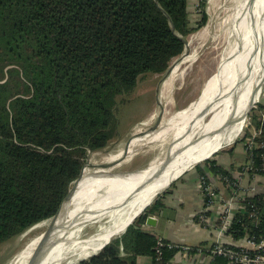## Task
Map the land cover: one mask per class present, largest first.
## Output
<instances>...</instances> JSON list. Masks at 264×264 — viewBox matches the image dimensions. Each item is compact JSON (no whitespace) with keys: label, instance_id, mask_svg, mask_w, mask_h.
I'll use <instances>...</instances> for the list:
<instances>
[{"label":"trees","instance_id":"obj_1","mask_svg":"<svg viewBox=\"0 0 264 264\" xmlns=\"http://www.w3.org/2000/svg\"><path fill=\"white\" fill-rule=\"evenodd\" d=\"M204 6L199 0L192 22L189 0H0V246L56 214L88 152L105 148L116 131L118 99L140 76L169 69L205 24ZM262 115V104L249 114L259 131L254 142L263 144L247 152L254 169L264 163ZM202 166L229 177L212 159L195 167L201 177ZM159 197L78 264H135L139 256L153 263L157 248L162 262H171L180 249L164 240L159 247V237L141 228L163 208ZM238 204L243 210L224 235L261 243L264 196ZM213 264L228 262L215 256Z\"/></svg>","mask_w":264,"mask_h":264},{"label":"bare ground","instance_id":"obj_2","mask_svg":"<svg viewBox=\"0 0 264 264\" xmlns=\"http://www.w3.org/2000/svg\"><path fill=\"white\" fill-rule=\"evenodd\" d=\"M233 3L238 9L232 20L238 45L231 52L223 70L214 75L198 99L185 109L176 112L164 126L160 125L157 130H149L148 133L141 128L138 129L127 149L128 155L130 148L132 153L159 139L168 133L170 123L175 119L176 123H172L171 127L175 129L173 146L178 153H171V158L158 175L157 167L161 165L158 163L160 160L151 167L141 169L139 173L129 174L126 178L108 176V173L112 172L111 169L90 168L92 164L108 163L120 158L125 148L120 149L118 154L105 155L98 163L89 161L90 165H86L83 169L71 197L63 204L55 218L54 247L50 250L44 232L40 233L25 246L19 264H61L59 241L61 240L59 246L63 251L62 255L71 252L74 244L71 240L62 242L61 236L64 230L66 231L63 239L70 238L73 232L80 229L88 220L93 221L92 218H100L108 212L113 216L121 215L131 203L135 202L136 205L130 211L128 218L116 222L121 224L117 226L119 229L101 233L93 243L92 251L82 253L80 256L93 253L94 249L97 250L96 247L99 249L112 234L123 229V225L133 218L155 192L166 186L188 166L209 157L224 142V144L228 143L234 133L241 130L249 105L258 100L260 82L264 76V0H235ZM195 58V55H191L188 60L193 61ZM208 108L219 110L220 114L215 112L208 123L198 124V130L208 134L205 139L197 145L188 144L190 132L187 127L194 118H200L205 114ZM150 118H153V115ZM129 198L138 200L131 201ZM84 242L88 243L90 240ZM88 247L89 245H84L83 248Z\"/></svg>","mask_w":264,"mask_h":264},{"label":"rangeland","instance_id":"obj_3","mask_svg":"<svg viewBox=\"0 0 264 264\" xmlns=\"http://www.w3.org/2000/svg\"><path fill=\"white\" fill-rule=\"evenodd\" d=\"M198 2L199 0H189V18L192 22L198 20L200 16ZM233 2H235V0H205V24L187 37V48L179 57L171 62L169 69L165 73L140 76L134 89L118 99L117 109L115 111V117L117 119L116 131L113 133L105 148L90 153L88 152L86 157L87 162L98 163L107 154H118L120 149L125 148L128 140L136 135L138 129L141 128L147 133L152 127H155V130H157L160 125L164 126L169 122L176 112L185 109L199 98L208 82L214 75L223 70L231 52L238 45V37L232 27V20L238 9L234 6ZM191 55H195V60H188ZM260 86L261 93L257 100L258 103L264 92V76L261 79ZM213 110L214 109L208 108V110H205V116L194 118L192 123L189 124L187 127L190 132V141L188 144L197 145L207 137L208 134H205V132L201 130L199 131L197 127L200 122L208 123L215 112L219 113V110ZM249 114L250 112L243 124L244 128L242 126L238 133H234L230 137V141L226 143L228 145L224 144V142L217 151L221 152L228 148L233 144L230 143L235 138L238 139L244 135L246 130L245 126L249 121ZM152 115L153 118H150ZM174 120L175 119L171 121L169 127L167 126L170 128V130L167 131L168 133L144 145L142 148H138L132 153L130 148V152L125 158L108 169H111L112 172H132L151 167L153 163H157L159 160L160 162L158 163H162L168 154H177L178 151L173 146L175 129L171 127L172 123H176ZM246 154L248 153L246 152ZM176 156L177 155H175V157ZM213 156L214 154L210 155L209 159ZM204 161L205 160H201L188 166L184 173L195 170V167L203 165ZM248 162L249 158L246 159L243 166H246ZM255 175L260 174L254 173V176ZM75 184L76 182L74 181L71 188L75 186ZM168 188L169 186L164 190ZM159 194H157L151 202H153ZM129 199L131 201L135 199L136 201L138 200L137 198ZM135 205V202L131 203V205L118 216H113L111 212H108L100 218H92L94 219L93 221L89 222L88 220L80 229L74 231L70 238L63 239L66 231L64 230L63 236H61L62 242L66 243L71 240L75 245L73 244L71 252L62 255L63 251L60 250L59 243H61V240L59 238L58 247L61 264H78L81 260L98 251L96 247L97 250L94 249L93 253H88V256H80L82 253L84 254L85 252L92 251L91 247L101 233L107 231L112 232L113 230L119 229L117 226L121 224H116V222L126 220ZM50 221L51 219L40 222L27 229L19 236L2 244L0 246V264H19L21 253L25 246L38 234L45 232ZM126 224L123 225V228ZM119 232L118 230L112 234L110 239ZM82 239H89L90 242L85 243ZM84 245H89V247L84 249Z\"/></svg>","mask_w":264,"mask_h":264},{"label":"crops","instance_id":"obj_4","mask_svg":"<svg viewBox=\"0 0 264 264\" xmlns=\"http://www.w3.org/2000/svg\"><path fill=\"white\" fill-rule=\"evenodd\" d=\"M2 82H4V80L0 83ZM258 104L264 105V92L261 95ZM255 107L256 105L253 109ZM245 127V132H248V136L244 142L239 141L241 138H235L230 143H233L231 146L221 152L216 151L211 159L214 160L219 167L226 170L229 173V177L240 179L242 185L254 186V196H264V175L261 174L254 176L249 173H241L240 171L244 162L248 158L245 152L246 140L250 138L252 134L259 132L251 125L250 120ZM207 160H209V158ZM202 169L204 170L207 182L216 189L217 194L221 198L220 202H222L223 199L228 196L227 188L220 178L223 175H213L205 166ZM200 177L201 176L197 174L196 170H191L174 180L169 185L168 189L159 194V200L162 203L163 208L158 214L149 215L156 219V224L154 226H148L144 222L141 226L144 231L153 233L168 243L177 246L198 247L201 249L198 253H185L182 250L177 251L172 257V264H213V258L210 257L208 250L214 244L215 231L212 229H206L195 222L196 214L202 209L203 196L200 189ZM216 208L219 210L220 206ZM218 210H216V212ZM214 214H211L213 218L215 217ZM223 241L228 242L231 245H238L241 240L234 241L230 236L224 235L222 242ZM135 264L153 263L152 258L148 256H139L136 258Z\"/></svg>","mask_w":264,"mask_h":264},{"label":"built area","instance_id":"obj_5","mask_svg":"<svg viewBox=\"0 0 264 264\" xmlns=\"http://www.w3.org/2000/svg\"><path fill=\"white\" fill-rule=\"evenodd\" d=\"M262 118H264V115H262ZM257 134L258 133L252 134V136L246 140V152H250L254 148L263 146L262 143L256 144L254 142V137ZM252 170H259L262 174H264V163L259 168L254 169L252 167V160L249 158L248 164L246 166H242L241 173L247 174ZM220 178L224 182L228 191V196H226L222 202H220L221 198L217 194L216 189L209 184V182H207L206 178L200 177V189L203 196L202 209L195 216V222L197 224L206 229H212L215 231L214 244L208 250L210 257H225L228 264H264V241L257 243L253 238L246 237L242 239L238 245L228 246L222 242L232 216L234 213L243 210V208L239 206L238 202L245 198L254 196L255 188L251 185H242L240 179H234L228 176H222ZM219 206L220 208L218 210L216 207ZM216 210L218 211L216 212ZM211 214H214L215 217L213 218ZM252 215L253 214H251V216ZM158 242L159 247L163 245V240L161 238H159ZM167 246L178 247L185 253H198L201 251L198 247L177 246L171 243L167 244ZM156 252L157 256L153 264H164L161 259L160 249L157 248ZM166 264H172V261L167 262Z\"/></svg>","mask_w":264,"mask_h":264},{"label":"water","instance_id":"obj_6","mask_svg":"<svg viewBox=\"0 0 264 264\" xmlns=\"http://www.w3.org/2000/svg\"><path fill=\"white\" fill-rule=\"evenodd\" d=\"M187 48V42H185V49ZM184 49V50H185ZM256 104H258V101L256 100V101H254V102H252L250 105H249V107H248V109H247V111H246V113H245V119L247 118V115H248V113L253 109V107L256 105ZM202 114H200V116H201ZM204 116H205V114H203ZM202 115V116H203ZM150 130H155V127H152ZM133 137L134 136H132L129 140H128V142L126 143V146H125V151H124V153L122 154L123 156H121L120 158H117L116 160H114V161H112V162H108V163H102V164H92V165H90L89 164V162H87V161H85V163H84V165H83V167H82V170H81V172H80V174H79V177L75 180V182H78L79 180H80V178H81V175H82V171H83V169L85 168V166L86 165H90V168H94V169H103V168H110V167H112V166H115L116 164H118L123 158H125L126 157V155H127V149H128V147H129V145L131 144V142H132V139H133ZM217 151V150H216ZM216 151H214L212 154H214ZM90 152H92V151H89V153ZM211 154V155H212ZM171 158V154H168V156L165 158V160L162 162V163H160L161 165H159L158 167H157V175L158 174H160V172H162V167L164 166V165H166V163L168 162V160ZM209 157H206L205 159H203V160H207ZM187 169H184L179 175H177L176 177H174V178H172L170 181H169V183L166 185V186H164L163 188H161V189H159L154 195H153V197L145 204V205H143L142 206V208L133 216V218L125 225V227L123 228V229H121L120 230V232L119 233H117L116 235H114L112 238H114V237H117V236H120L121 234H123L124 233V231L126 230V228L133 222V220L140 214V213H142L150 204H151V201H152V199L157 195V194H159L160 192H162L167 186H169L174 180H176L180 175H182L185 171H186ZM141 170H136V171H132V172H110V173H108V176H110V177H112V176H120V177H123V178H126V177H128L129 176V174L131 175V174H133V173H139ZM155 174H156V172H155ZM73 190H74V186L69 190V192H68V194L66 195V197L63 199V201H62V203H61V205H60V207H59V209L57 210V212H56V214L51 218V221H50V224H49V226H48V228L45 230V232H44V236H45V239H46V241H47V247L51 250L53 247H54V245H55V237H54V232H55V229H56V226H55V218L57 217V215H58V213H59V211H60V209H61V207L63 206V204L66 202V201H68L69 200V198L71 197V195H72V193H73ZM145 224L146 225H148V226H154L155 224H156V219L154 218V217H152V216H148L147 218H146V221H145ZM111 238V239H112ZM111 239H109V240H107L103 245H101V247H100V249H99V251L105 246V245H107L109 242H110V240ZM83 240V239H82ZM84 241V240H83ZM99 251H96V252H94L92 255H90V256H88V257H91V256H93V255H95L97 252H99ZM87 257V258H88ZM87 258H85V259H87ZM85 259H83V260H85ZM82 261V260H81Z\"/></svg>","mask_w":264,"mask_h":264}]
</instances>
